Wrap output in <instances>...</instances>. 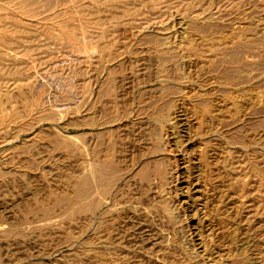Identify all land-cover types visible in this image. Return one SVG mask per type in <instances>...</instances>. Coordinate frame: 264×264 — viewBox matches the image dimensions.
<instances>
[{
  "label": "rangeland",
  "instance_id": "obj_1",
  "mask_svg": "<svg viewBox=\"0 0 264 264\" xmlns=\"http://www.w3.org/2000/svg\"><path fill=\"white\" fill-rule=\"evenodd\" d=\"M0 264H264V0H0Z\"/></svg>",
  "mask_w": 264,
  "mask_h": 264
},
{
  "label": "bare ground",
  "instance_id": "obj_2",
  "mask_svg": "<svg viewBox=\"0 0 264 264\" xmlns=\"http://www.w3.org/2000/svg\"><path fill=\"white\" fill-rule=\"evenodd\" d=\"M2 81V80H1ZM2 100V99H1ZM16 115V114H15ZM3 118V117H2ZM99 124V123H98ZM100 150H98L97 147H91L89 150V154L92 157V160L94 159L96 162V169L99 173H103L105 174L103 177V182H110L111 180H113V178L116 176V174H114V170L112 171V173H108L109 168H111V164L109 162V159L107 158V152L106 155H102L100 154ZM112 154V153H111ZM94 172V171H93ZM88 177V181L93 180V174L90 172L87 174ZM91 183V182H90ZM104 184V183H103ZM77 185V184H76ZM93 197V196H92ZM94 198V197H93ZM92 199V198H91ZM95 199V198H94ZM88 200V199H87ZM59 201V200H58ZM61 201V200H60ZM94 206V205H93ZM93 208V207H92ZM93 263V261H92Z\"/></svg>",
  "mask_w": 264,
  "mask_h": 264
}]
</instances>
